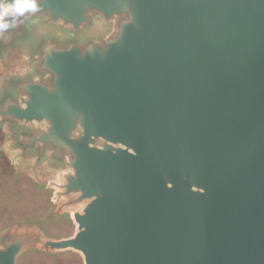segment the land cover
I'll return each mask as SVG.
<instances>
[{"label":"water","instance_id":"obj_1","mask_svg":"<svg viewBox=\"0 0 264 264\" xmlns=\"http://www.w3.org/2000/svg\"><path fill=\"white\" fill-rule=\"evenodd\" d=\"M0 34V142L59 174L84 264H264V0H38Z\"/></svg>","mask_w":264,"mask_h":264},{"label":"rangeland","instance_id":"obj_2","mask_svg":"<svg viewBox=\"0 0 264 264\" xmlns=\"http://www.w3.org/2000/svg\"><path fill=\"white\" fill-rule=\"evenodd\" d=\"M0 153H3L14 168L16 176L30 178L50 192L51 204L47 195L32 191L30 183L20 181L11 191L0 192V233L7 229L37 230L49 238L71 236L75 231V224L71 213L75 209L65 205V200H56L55 183L59 182V174L50 170H43L34 174L31 164H21L10 151L8 145L0 142ZM10 182L9 184H12ZM32 191V192H31ZM18 264H84L80 254L73 251L45 252L34 247L24 252L18 259Z\"/></svg>","mask_w":264,"mask_h":264},{"label":"clouds","instance_id":"obj_3","mask_svg":"<svg viewBox=\"0 0 264 264\" xmlns=\"http://www.w3.org/2000/svg\"><path fill=\"white\" fill-rule=\"evenodd\" d=\"M40 10L38 0H0V34H6L16 28L22 18Z\"/></svg>","mask_w":264,"mask_h":264},{"label":"trees","instance_id":"obj_4","mask_svg":"<svg viewBox=\"0 0 264 264\" xmlns=\"http://www.w3.org/2000/svg\"><path fill=\"white\" fill-rule=\"evenodd\" d=\"M23 176L24 175L16 176L14 173V168L10 161L6 158L3 153H0V192L2 193L7 190V192L9 193L14 187V185L18 184L20 181H27L30 183V187L33 188L32 191L34 190L38 193H41V196L47 195L48 204H51L50 192L45 189L44 186H40L34 181H32L30 178ZM10 182L13 183L9 184Z\"/></svg>","mask_w":264,"mask_h":264}]
</instances>
